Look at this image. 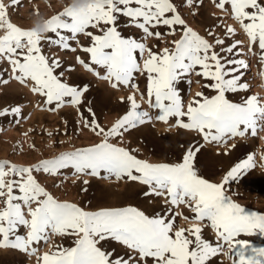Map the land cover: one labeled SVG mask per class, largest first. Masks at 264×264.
Masks as SVG:
<instances>
[{
  "label": "snow or ice",
  "instance_id": "snow-or-ice-1",
  "mask_svg": "<svg viewBox=\"0 0 264 264\" xmlns=\"http://www.w3.org/2000/svg\"><path fill=\"white\" fill-rule=\"evenodd\" d=\"M211 2L243 32L249 53L256 55L254 48L259 49L264 64V0ZM19 3L0 0V64L8 65L0 68V84L17 81L42 98L37 107L48 112L74 108L80 130L90 131L99 142L30 166L0 160V249L36 256L37 264H214L221 255H228L232 264H264V247L241 238L264 236V213L247 211L225 188L255 166L254 155L230 168L219 183L196 167L205 145L224 149L227 155L237 138L264 132V99L228 98L229 93L249 89L242 79L249 64L237 58L243 54V41L226 43L237 28L226 25L223 38L211 29L201 35L188 17L198 14L202 0H73L26 30L9 16V8ZM121 21L139 35H124ZM41 28L49 35H41ZM81 36L88 38L87 45L81 44ZM45 46L57 51L46 54ZM78 50L87 59L77 54L76 65L111 89L127 90L120 97L127 110L110 127L102 126L96 111L85 105L89 85L69 83L76 68L65 66L60 53ZM193 76L209 81L202 87L215 94L197 92L186 102L181 85H187L190 94ZM140 77L145 80L143 90ZM0 117H13L17 124L25 118L18 105L0 109ZM155 122L195 133L203 143L185 147L177 163L141 158L138 148L126 144L127 136ZM37 173L62 177L53 185L57 188L66 180L82 186L91 179L131 182L142 186L138 196L160 207L148 214L132 204L92 209L61 201ZM80 190L87 192L88 187ZM184 209L192 215H185ZM179 221L191 226L182 227ZM54 236L72 238V246L56 244L40 255V246L49 245Z\"/></svg>",
  "mask_w": 264,
  "mask_h": 264
},
{
  "label": "rangeland",
  "instance_id": "rangeland-1",
  "mask_svg": "<svg viewBox=\"0 0 264 264\" xmlns=\"http://www.w3.org/2000/svg\"><path fill=\"white\" fill-rule=\"evenodd\" d=\"M4 2L6 5L9 4V0H4ZM72 2L73 0H20L18 5L9 8V16L13 24L22 29L30 30L36 27L37 24L43 23L60 13ZM184 14L188 15L186 9ZM188 18L192 26L201 35H206L207 30L211 29L216 36L223 38L226 25L237 28V35L227 39L226 43L230 44L234 40L243 41V54L237 58L244 59L249 64V68L244 70L242 78L249 85V89L229 93L228 98L239 102L247 96L257 95L264 99V64L260 62L259 49L254 48L256 55L248 52V40L239 27L215 8L211 0H202L198 14L195 17L189 16ZM120 23V30L124 35H139L136 29L124 27L123 21ZM40 31L41 35H49L43 28ZM209 39L211 38L209 37ZM80 42L87 45L88 38L81 36ZM44 51L48 54L56 52L57 49H48L45 46ZM77 54L87 59L86 54L79 52V50L77 53H60L65 66L74 65L76 68L68 76L69 83L89 85V91L85 93V105L91 106L96 111L97 118L102 126L110 127L127 110V104L120 103V97L126 96L128 94L127 90L117 91L111 89L106 82L97 79L81 66L76 65L75 56ZM7 67L6 63L0 64V68ZM4 77L7 78V73L4 74ZM197 80L200 81L199 84L195 83ZM192 81L190 94L188 86L181 85L182 95L185 97L186 102L194 98L197 92L203 91L207 96L215 94L212 90L202 87L203 84L210 83L209 81L195 76L192 77ZM138 83L143 90L145 87L144 77H140ZM41 99L34 95L29 88L22 86L15 80H10L8 84H0V109L18 105L25 117L19 124L15 123L13 117H0V160H9L18 165L30 166L39 163L43 159H52L61 152L73 151L76 148L88 147L99 142V138L90 131L80 130L77 124L79 117L74 108L66 106L58 112H48L42 110L41 107H37ZM144 107L146 108L147 105H144ZM85 115H87V112H85ZM65 121L68 122L67 125H65ZM162 124L161 122H155L154 125L146 124L132 130L131 134L127 136L126 144L138 148L141 158L149 159L152 162L177 163L180 162L185 147L196 141L203 143L195 133L178 128H169L168 125ZM25 132H28V136H24ZM48 132H52L53 136L49 137ZM262 137H264V132H260L257 137L237 138L235 140L236 147L229 150L227 155L222 154L224 149L205 145L201 152L197 154L196 162V167L200 170L201 175L212 182L219 183L225 174L220 172L222 169L220 167H223L221 164L211 167V169L220 168L218 169L219 172H211L212 175L206 174L207 168L211 166L207 167L212 162L211 158L218 160L221 157H229L236 153L237 158L234 164L229 168L227 167L229 170L237 163L246 160L249 154L254 155L252 163L255 166L247 170L238 182H232L226 185L225 188L226 194L234 202L239 203L247 211L256 213H264V192L259 191L250 182L256 178L263 177L262 179H264V138ZM33 144H35L34 149L31 147ZM149 145H160L168 151L172 150L173 153L165 157ZM177 152L178 154H176ZM62 171L65 174L71 172V170ZM36 175L57 199L77 203L80 206L95 209L97 207L132 204L145 210L148 214H153V211L158 210L160 207L159 202L155 204L148 203L145 198L138 196L137 193L141 191L142 186L131 182L129 184L121 182L117 185L109 181L91 179L90 185L82 186L79 182L73 184L72 180H66L61 187L57 188L53 185L60 184L62 177L52 178L40 173ZM81 187H88V191H81ZM184 213L185 215H192L187 209H184ZM179 223L182 227H190L184 221H179ZM21 232L23 233V230ZM205 232L209 238H214V233L210 229H206ZM241 238L250 241L257 247H264V236L257 234ZM61 243L65 247H70L72 246V238L54 236L49 245L40 246L39 254L42 255L44 252L50 251L54 245ZM0 264H37V258L20 251L0 249ZM214 264H232V261L228 255H221L216 258Z\"/></svg>",
  "mask_w": 264,
  "mask_h": 264
},
{
  "label": "bare ground",
  "instance_id": "bare-ground-1",
  "mask_svg": "<svg viewBox=\"0 0 264 264\" xmlns=\"http://www.w3.org/2000/svg\"><path fill=\"white\" fill-rule=\"evenodd\" d=\"M162 124V123H161ZM163 125V124H162ZM160 127V126H159ZM162 127V126H161ZM168 128V127H167ZM166 129V128H165ZM147 130V129H146ZM145 131V130H144ZM146 133V132H145ZM194 134V133H193ZM140 135V134H139ZM142 135V134H141ZM137 136H138V134H137ZM192 140V139H191ZM137 142V141H136ZM149 146H152V147H154L157 151H159L160 153H161V155H163V156H165V157H168L169 155L168 154H171L172 155V153H173V151L171 150V151H168L165 147H163V146H160V145H149ZM143 151V150H142ZM181 151V150H180ZM176 154H178V152L176 153ZM173 157V156H172ZM181 158V157H180ZM214 158V157H213ZM236 158H237V154L236 153H233L231 156H227V157H221V158H219L218 160L217 159H212L211 158V160H212V162L211 163H209V165L207 166V167H209L210 165V167L209 168H207V170H206V174H210V175H212L211 174V172H213V173H216V172H219V170L218 169H220V168H222L221 170H220V172H224V173H226L227 172V167L229 168V167H231L233 164H234V161L236 160ZM169 160V159H168ZM208 160H210V159H208ZM172 161V160H171ZM199 161V160H198ZM203 161V160H202ZM204 162V161H203ZM206 163L208 164V162L206 161ZM216 164H221L223 167H220V168H213V169H211V167L213 166L214 167V165H216ZM226 165V166H225ZM220 166V165H219ZM263 178V177H262ZM262 178H256V179H254V180H252L251 182H250V184H252L254 187H256V188H258V190L259 191H261V192H264V179H262ZM153 211V210H152ZM186 214H188V213H186ZM189 215V214H188ZM183 225V224H182ZM188 225V224H187ZM191 226V225H190Z\"/></svg>",
  "mask_w": 264,
  "mask_h": 264
}]
</instances>
